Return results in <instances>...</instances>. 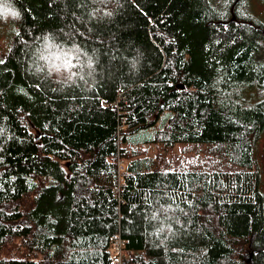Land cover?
<instances>
[{
  "label": "trees",
  "instance_id": "obj_1",
  "mask_svg": "<svg viewBox=\"0 0 264 264\" xmlns=\"http://www.w3.org/2000/svg\"><path fill=\"white\" fill-rule=\"evenodd\" d=\"M245 1L0 0V248L32 257L0 264H112L116 233L124 264H264ZM177 144L209 159L169 167Z\"/></svg>",
  "mask_w": 264,
  "mask_h": 264
},
{
  "label": "rangeland",
  "instance_id": "obj_2",
  "mask_svg": "<svg viewBox=\"0 0 264 264\" xmlns=\"http://www.w3.org/2000/svg\"><path fill=\"white\" fill-rule=\"evenodd\" d=\"M240 9L243 15H251L264 23V0H246L241 3ZM17 31L18 26L16 24L0 26V60L9 50ZM154 151L160 154L161 149L156 147ZM161 154L165 156L169 167L191 162H199L204 165L205 159H209L205 152V145L177 144L170 150H163ZM256 160L260 172L261 190L264 193V132L256 140ZM0 258L32 259L25 248L14 245L1 247Z\"/></svg>",
  "mask_w": 264,
  "mask_h": 264
},
{
  "label": "built area",
  "instance_id": "obj_3",
  "mask_svg": "<svg viewBox=\"0 0 264 264\" xmlns=\"http://www.w3.org/2000/svg\"><path fill=\"white\" fill-rule=\"evenodd\" d=\"M115 190L119 191V187L117 186ZM124 247H125V240L121 236V234L116 233L112 235L111 238L112 264H124Z\"/></svg>",
  "mask_w": 264,
  "mask_h": 264
},
{
  "label": "water",
  "instance_id": "obj_4",
  "mask_svg": "<svg viewBox=\"0 0 264 264\" xmlns=\"http://www.w3.org/2000/svg\"><path fill=\"white\" fill-rule=\"evenodd\" d=\"M181 87H183V85L181 84Z\"/></svg>",
  "mask_w": 264,
  "mask_h": 264
},
{
  "label": "snow or ice",
  "instance_id": "obj_5",
  "mask_svg": "<svg viewBox=\"0 0 264 264\" xmlns=\"http://www.w3.org/2000/svg\"><path fill=\"white\" fill-rule=\"evenodd\" d=\"M0 63H2V61H0Z\"/></svg>",
  "mask_w": 264,
  "mask_h": 264
}]
</instances>
